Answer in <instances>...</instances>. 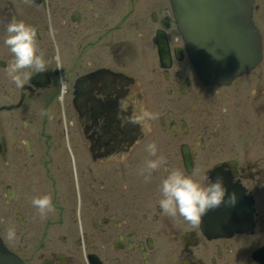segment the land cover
I'll return each mask as SVG.
<instances>
[{"label": "flooded vegetation", "instance_id": "flooded-vegetation-1", "mask_svg": "<svg viewBox=\"0 0 264 264\" xmlns=\"http://www.w3.org/2000/svg\"><path fill=\"white\" fill-rule=\"evenodd\" d=\"M10 19L33 28L45 61L17 87L0 23V233L10 249L28 264H257L264 67L203 83L182 51L174 55L181 42L168 0H0V21ZM254 19L264 27V0ZM157 29L171 51L166 72ZM140 107L153 118L131 123ZM149 142L164 161L146 181L138 168L155 158ZM173 169L197 180L216 169L243 186L253 227L219 237L163 213L159 185ZM44 194L53 207L41 215L31 200Z\"/></svg>", "mask_w": 264, "mask_h": 264}, {"label": "clouds", "instance_id": "clouds-1", "mask_svg": "<svg viewBox=\"0 0 264 264\" xmlns=\"http://www.w3.org/2000/svg\"><path fill=\"white\" fill-rule=\"evenodd\" d=\"M0 23H3L2 31L6 33L3 44L12 54V60L6 67V75L19 87L23 79L27 78L28 70L32 68L43 70L45 61L35 42V33L31 26L26 25L22 20L15 19L7 22L0 21ZM50 35H52L51 32ZM56 50L55 58L59 62L58 46ZM66 87V83L60 81V88L64 90ZM152 118L153 113L140 107L136 115L132 117L131 123L139 125L141 121H149ZM143 130L145 132L149 130L146 124ZM146 150L149 156L155 157L145 160L138 168V172L147 181L154 170L163 166L164 157L156 155L155 142H149ZM159 191L161 193V199L158 201L159 209L169 216L175 217L179 214L192 224H197L207 210L216 208L222 203L231 205L236 202V194L227 190L223 177L218 174L215 177H209L208 173H205L197 180L178 169H173L160 181ZM31 203L41 215L53 207L48 194L33 197ZM5 235L9 240L15 238V232L12 229H7Z\"/></svg>", "mask_w": 264, "mask_h": 264}, {"label": "water", "instance_id": "water-1", "mask_svg": "<svg viewBox=\"0 0 264 264\" xmlns=\"http://www.w3.org/2000/svg\"><path fill=\"white\" fill-rule=\"evenodd\" d=\"M250 0H173L175 15L193 32L191 54L204 75L226 78L258 57ZM222 220V215H212ZM225 216V215H224ZM0 245V264H16Z\"/></svg>", "mask_w": 264, "mask_h": 264}, {"label": "bare ground", "instance_id": "bare-ground-1", "mask_svg": "<svg viewBox=\"0 0 264 264\" xmlns=\"http://www.w3.org/2000/svg\"><path fill=\"white\" fill-rule=\"evenodd\" d=\"M222 84L218 85V86H221ZM0 221L3 222V219L0 217ZM259 262V261H258Z\"/></svg>", "mask_w": 264, "mask_h": 264}]
</instances>
